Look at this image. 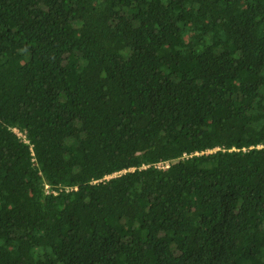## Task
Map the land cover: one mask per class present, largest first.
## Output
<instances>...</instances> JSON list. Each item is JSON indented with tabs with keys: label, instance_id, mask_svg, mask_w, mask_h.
Instances as JSON below:
<instances>
[{
	"label": "trees",
	"instance_id": "16d2710c",
	"mask_svg": "<svg viewBox=\"0 0 264 264\" xmlns=\"http://www.w3.org/2000/svg\"><path fill=\"white\" fill-rule=\"evenodd\" d=\"M258 145L264 0H0V264H264Z\"/></svg>",
	"mask_w": 264,
	"mask_h": 264
},
{
	"label": "built area",
	"instance_id": "2783aa9c",
	"mask_svg": "<svg viewBox=\"0 0 264 264\" xmlns=\"http://www.w3.org/2000/svg\"><path fill=\"white\" fill-rule=\"evenodd\" d=\"M257 147H264V145H258ZM197 153V152H196ZM185 156V155H184ZM157 167L159 168H165L168 166V161H160L156 164ZM116 174V173H115ZM111 175H107L106 177L104 178H109ZM101 180V179H99ZM94 182H96V180H94Z\"/></svg>",
	"mask_w": 264,
	"mask_h": 264
}]
</instances>
